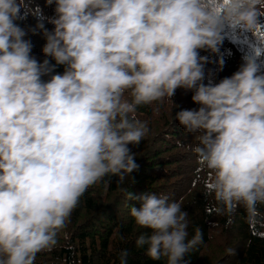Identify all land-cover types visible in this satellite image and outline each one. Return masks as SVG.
<instances>
[{"label":"clouds","instance_id":"1","mask_svg":"<svg viewBox=\"0 0 264 264\" xmlns=\"http://www.w3.org/2000/svg\"><path fill=\"white\" fill-rule=\"evenodd\" d=\"M47 3L55 4L54 30L44 32L43 53L65 70L44 82L55 65L31 56L16 23L23 0H0V264H34L90 186L107 175L123 183L137 170L129 145L149 131L137 107L178 88L200 105L175 118L199 133L193 151L212 173L215 199L229 207L264 202V72L246 57L231 77L205 85L199 55L217 50L226 25L254 32L261 0H230L222 11L208 0ZM136 199L141 206L130 214L151 230L136 247L153 260L187 264L202 233L188 239L181 204L147 193ZM127 256L121 251V264Z\"/></svg>","mask_w":264,"mask_h":264},{"label":"trees","instance_id":"2","mask_svg":"<svg viewBox=\"0 0 264 264\" xmlns=\"http://www.w3.org/2000/svg\"><path fill=\"white\" fill-rule=\"evenodd\" d=\"M208 2L222 11L230 0ZM262 5L264 0L257 5L254 32L226 25L215 52L199 50L200 57L206 58L202 83L214 85L231 77L246 57L255 58L264 72ZM54 9L55 4L49 5L47 0H23L16 21L26 31L25 39L31 41V56L39 63L48 59L55 65L52 73L41 77L44 82L65 70L64 65H56L43 53L44 32L54 30L49 23L55 17ZM38 24L44 27L38 28ZM192 95L193 91L178 88L171 98L137 107L136 119L146 122L149 128L138 145H129L138 169L123 183L107 175L90 186L58 230L56 244L37 253L34 264H121L123 250L128 252L127 264H167L165 258L151 259L146 255V246L138 249L135 244L139 235L151 234L150 229L139 228L130 214L131 207L141 206L136 198L146 193L181 204L188 214L189 240L197 230L202 233V242L184 257L187 264H264V202L229 207L217 201L210 188L212 173L193 151L199 133L186 132L175 118L181 110L199 109ZM129 194L134 198L130 199Z\"/></svg>","mask_w":264,"mask_h":264}]
</instances>
